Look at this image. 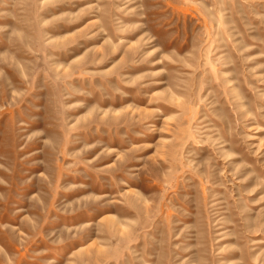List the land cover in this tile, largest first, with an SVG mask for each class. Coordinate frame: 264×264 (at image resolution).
Wrapping results in <instances>:
<instances>
[{
  "label": "rangeland",
  "instance_id": "374dc122",
  "mask_svg": "<svg viewBox=\"0 0 264 264\" xmlns=\"http://www.w3.org/2000/svg\"><path fill=\"white\" fill-rule=\"evenodd\" d=\"M0 264H264V0H0Z\"/></svg>",
  "mask_w": 264,
  "mask_h": 264
}]
</instances>
